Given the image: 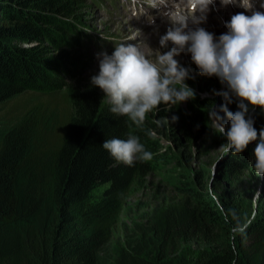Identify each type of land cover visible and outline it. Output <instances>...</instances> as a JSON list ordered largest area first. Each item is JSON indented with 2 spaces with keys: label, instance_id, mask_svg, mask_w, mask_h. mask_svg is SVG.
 Instances as JSON below:
<instances>
[{
  "label": "trees",
  "instance_id": "16d2710c",
  "mask_svg": "<svg viewBox=\"0 0 264 264\" xmlns=\"http://www.w3.org/2000/svg\"><path fill=\"white\" fill-rule=\"evenodd\" d=\"M92 3L0 0V264H264V189L255 204L235 194L250 168L239 154L224 168L222 183L231 191L222 193L200 171L176 195L147 207L141 222L123 221L133 187L175 161L166 133L178 143L179 134L189 141L195 130L210 132L209 112L225 101L203 97L205 81L196 73L186 81L194 99L161 104L142 128L129 127L91 77L77 78L89 66L84 50L93 37L85 10ZM63 90L69 102L63 112L48 104L26 109L24 102L8 108L25 93ZM228 107L237 111V101ZM249 108L259 131L264 111ZM129 132L151 160L128 166L103 149L106 139ZM215 142L226 138L215 132ZM102 186L108 188L96 202L93 192Z\"/></svg>",
  "mask_w": 264,
  "mask_h": 264
},
{
  "label": "clouds",
  "instance_id": "9594fccd",
  "mask_svg": "<svg viewBox=\"0 0 264 264\" xmlns=\"http://www.w3.org/2000/svg\"><path fill=\"white\" fill-rule=\"evenodd\" d=\"M161 3V15L170 26L159 43L161 48L171 43V49L167 52L155 49L153 58L143 42L133 44L132 37H123L126 43L117 44L112 54H98L99 72L91 77L92 85L106 94L104 99L111 105V113L126 117L129 127L135 125L139 129L144 126L147 114L161 104L177 105L195 98V91L186 83L191 78L189 70L175 59L182 52L189 53L201 76H215L225 86L226 90L217 95L225 101L220 111L228 123L214 109L209 112L212 129L226 138L221 147L239 154L256 142L253 168L256 176H264V128L258 131L255 120L249 116V106L264 111V11L257 9L253 0H220L222 7L234 5L245 11L231 15L229 21V17L225 19L227 32L216 37L197 26L206 20L215 0H161ZM260 8H264V0H260ZM189 21L196 27H189ZM234 99L238 109L235 112L228 107ZM177 119L172 117V121ZM147 134L154 133L149 130ZM102 147L117 162L128 166L153 158L140 137L132 132L126 139H106Z\"/></svg>",
  "mask_w": 264,
  "mask_h": 264
},
{
  "label": "rangeland",
  "instance_id": "374dc122",
  "mask_svg": "<svg viewBox=\"0 0 264 264\" xmlns=\"http://www.w3.org/2000/svg\"><path fill=\"white\" fill-rule=\"evenodd\" d=\"M87 3L89 2L87 1ZM131 6L132 4L128 2V0H116V2L115 0H102L99 6H93L90 7V9L85 10V23L90 25V27L95 28L97 32L107 36L110 41L129 36L133 38L131 42L133 44L143 42V46L146 48V51H148L151 55L153 54V58L156 48L161 52L169 51L172 47L171 43H169L165 48H161L159 43L160 37L166 34L167 28L170 26V23L166 19L162 18L161 12L163 7L153 10L150 13L153 21H149L145 19L144 16L135 19L131 18ZM220 7H222L220 2L217 4V7L215 4L213 5L215 13H217L220 17L222 28L219 27L216 21L213 23L210 12L207 13L206 18V21L210 23L208 26L210 32L216 37H219L222 33L227 32L225 19L222 22L223 17H226V15H223V13L219 11L228 12L229 10L225 7L224 8L226 10L223 7L222 9H218ZM153 12H158V14ZM247 14L250 15V13ZM145 15H148V13ZM228 17L229 19L227 21L230 20L231 14ZM160 25L163 26V30H157ZM197 26L204 28L201 24ZM189 27L195 28L196 24L189 21ZM155 29L157 31H155ZM153 42L158 44L156 48ZM102 51L104 52L103 49L101 50L100 48L95 47L90 54H87L89 57L87 66H89L80 76H77V78L84 79L98 74V54L103 53ZM110 54H112V52ZM175 59L179 61L181 66L189 70L192 80H194V76L197 73L200 78L205 81V85H199V89L204 90L202 93L203 97L218 98L220 95H217V93L226 90L225 86L221 84L219 78L215 76H201L199 74V69L192 62L191 55L189 53L182 52L176 56ZM71 81H73V79ZM71 81L66 79L67 83H70ZM16 102H24L25 105L23 106L26 109H30L32 106H38L39 104H48L50 108H54L58 113L67 110L69 106L68 95L65 90L53 95L25 93L11 101L8 104V108ZM219 108L220 106L216 107L215 111L217 113L219 112ZM168 115L170 116L169 112ZM167 119L168 121L166 123L164 121V123L169 126L172 124V117ZM227 123V120H225V124ZM177 133L179 134L178 131ZM169 136L170 134L166 133V139H164L163 143L167 144L171 148L173 155L175 156V161L164 171L151 174L142 184H136L133 187L130 194L124 200L121 214L123 221L128 223L129 226H132L136 222H141V216L147 212V207L149 208L156 205L164 198L176 195V188L180 187L182 182H185L187 179L194 180L197 172L205 171L206 174H208L210 181L221 188L222 193L231 191L226 189V185L222 183V180L226 162L233 153L231 151H225L221 145L215 142V131L212 127L210 132L197 130L193 131L192 137L189 141H187L181 134L177 135V137L181 140L178 143L177 140L175 142L174 139L169 138ZM254 145L255 142L249 144L243 153H239L240 157L248 158L250 161V168L243 176L242 187L235 190V194L237 196H243L245 200L251 199L255 204L264 189V176L258 177L255 175L253 168L254 158L249 159L251 148ZM107 188V186L97 188L93 192L94 201H99ZM192 248L198 249L194 244L192 245Z\"/></svg>",
  "mask_w": 264,
  "mask_h": 264
},
{
  "label": "bare ground",
  "instance_id": "6f19581e",
  "mask_svg": "<svg viewBox=\"0 0 264 264\" xmlns=\"http://www.w3.org/2000/svg\"><path fill=\"white\" fill-rule=\"evenodd\" d=\"M115 2H116V0H115ZM220 1H215V6L217 7V4L219 3ZM116 4V3H115ZM120 4V3H119ZM121 5V4H120ZM126 5H127V3H126ZM115 6V5H114ZM229 7H230V5H228ZM129 7V6H128ZM163 7V6H162ZM119 8V7H118ZM224 8V7H223ZM226 8V7H225ZM224 8V9H225ZM122 9V8H121ZM127 9V8H126ZM218 9H222V7H220V8H218ZM226 10V9H225ZM224 10V11H225ZM243 11H245V9H243V8H240L239 7V12H243ZM209 12H210V15L212 16V19H213V23L216 21V23L219 25V27L220 28H222V25H221V23H220V17L218 16V14L217 13H215V11H214V8H213V5L212 6H210V10H209ZM219 12H222L223 13V15H226L227 13L226 12H223V11H219ZM126 13V12H125ZM153 13H156V14H158V12H153ZM221 13V14H222ZM146 18L147 19H149L150 21H153V19H152V17H151V14L150 15H148V16H146ZM163 18V17H162ZM224 19H228V16H226V17H223ZM216 19V20H215ZM209 22H207L206 20L203 22V23H201V25L202 26H204V28L207 30V31H209L210 32V29L208 28V26H209ZM166 26V25H165ZM157 30H163V26H161L160 25V27L157 29ZM156 29H155V31H157ZM151 43V42H150ZM154 43V46H155V48L157 47V43L156 42H153ZM152 47V46H151ZM157 49V48H156ZM102 50V49H101ZM100 52V51H99ZM103 52V51H102ZM153 55V54H152Z\"/></svg>",
  "mask_w": 264,
  "mask_h": 264
}]
</instances>
